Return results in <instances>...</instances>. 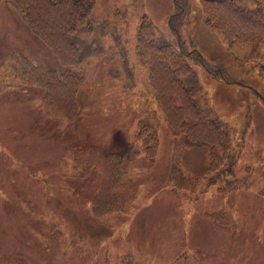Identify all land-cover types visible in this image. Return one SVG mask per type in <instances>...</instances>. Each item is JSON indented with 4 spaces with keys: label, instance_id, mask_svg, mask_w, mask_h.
<instances>
[{
    "label": "rangeland",
    "instance_id": "rangeland-1",
    "mask_svg": "<svg viewBox=\"0 0 264 264\" xmlns=\"http://www.w3.org/2000/svg\"><path fill=\"white\" fill-rule=\"evenodd\" d=\"M172 1L94 0L90 15L106 18L125 38L121 46L128 52L134 81L128 86L123 76L109 77L104 61L90 58L77 90L81 112L71 122L47 116L37 86L17 85L0 74V264H120L124 253L143 264H264V79L257 71L264 55L247 57L248 43L224 42L220 30L203 22L196 0H188L192 22L171 33ZM236 1L257 6L255 0ZM258 5L264 11V2ZM144 15L167 32L176 48L180 39L190 49L193 39L208 63L222 64L233 79L224 80L191 61L214 115L233 128L237 176L248 174V187L223 193L217 189L223 179L191 186V176L208 163L206 145L187 141L184 129L192 119L170 129L147 90L145 69L134 52ZM109 42L108 36L102 38L103 45ZM14 46L48 68H63L7 1L0 0V57ZM147 123L158 130L156 154L140 152L124 161L127 176L139 187L136 199L125 211L91 215L100 174L93 167L87 177H74V151L89 145L118 151ZM219 208L232 213L235 228L212 222L208 212ZM51 229L54 235L62 232L53 242L45 237Z\"/></svg>",
    "mask_w": 264,
    "mask_h": 264
},
{
    "label": "trees",
    "instance_id": "trees-1",
    "mask_svg": "<svg viewBox=\"0 0 264 264\" xmlns=\"http://www.w3.org/2000/svg\"><path fill=\"white\" fill-rule=\"evenodd\" d=\"M29 30L56 57L63 68H48L34 61L18 46L0 57V74H5L17 85H33L39 88V104L47 116L71 122L80 115L81 106L77 90L85 80L84 63L90 58H100L106 64V74L111 78L134 81V69L129 62L128 52L121 46L124 36L119 28L109 25L105 19L90 15L94 0H6ZM257 6L245 7L236 0H196L202 20L208 27L221 32L226 43L249 44L247 57L264 55V11L258 5L264 0H255ZM173 10L168 18L171 33H177L182 25L192 22L188 0H173ZM190 35V31H188ZM108 36L110 42L102 44ZM184 49L174 47L172 39L163 29H157L152 21L142 16L136 31L134 52L137 61L145 69L147 90L155 100L163 120L170 129L176 130L189 118L184 134L190 143H204L208 163L190 178L193 188L221 180L218 191L226 193L232 187L249 186V178L237 176V156L232 146L233 128L227 121L214 115L211 104L206 101L203 86L192 62L201 63L216 76L233 81L224 66H211L203 53L194 46ZM258 73L264 79V59L258 63ZM4 79V78H2ZM244 83V82H242ZM263 103H264V95ZM140 123V122H139ZM159 145L157 127L154 124H140L126 145L113 152H104L97 145H89L74 151L71 172L74 177H87L93 167L100 174V183L90 199L91 215L100 217L106 213L125 211L136 199L139 187L127 176L124 161L144 152L149 157L156 154ZM264 193V185L260 188ZM30 206L29 200H26ZM216 225L237 226V220L226 209L208 212ZM53 229L45 234L53 242L62 232ZM182 255V254H181ZM180 255V257H181ZM177 259V257H176ZM120 264H143L124 253ZM8 264V263H4ZM10 264V263H9ZM104 264H108L106 261ZM169 264H181L175 260Z\"/></svg>",
    "mask_w": 264,
    "mask_h": 264
},
{
    "label": "crops",
    "instance_id": "crops-1",
    "mask_svg": "<svg viewBox=\"0 0 264 264\" xmlns=\"http://www.w3.org/2000/svg\"><path fill=\"white\" fill-rule=\"evenodd\" d=\"M72 188H73L74 190H80V189H78V187H76V185H75V184L73 185V187H72ZM77 196H78V194H75V195H74V198H76Z\"/></svg>",
    "mask_w": 264,
    "mask_h": 264
}]
</instances>
